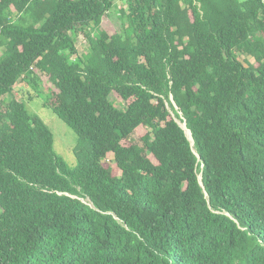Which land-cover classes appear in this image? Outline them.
Instances as JSON below:
<instances>
[{
  "label": "trees",
  "instance_id": "1",
  "mask_svg": "<svg viewBox=\"0 0 264 264\" xmlns=\"http://www.w3.org/2000/svg\"><path fill=\"white\" fill-rule=\"evenodd\" d=\"M112 6L0 0V264H264V0ZM40 74L74 168L15 93Z\"/></svg>",
  "mask_w": 264,
  "mask_h": 264
},
{
  "label": "rangeland",
  "instance_id": "2",
  "mask_svg": "<svg viewBox=\"0 0 264 264\" xmlns=\"http://www.w3.org/2000/svg\"><path fill=\"white\" fill-rule=\"evenodd\" d=\"M126 1L127 0H113V6L109 10L108 16L105 17L102 23L101 27L103 29L113 32L116 31V29L121 28L123 21L120 19V12L121 9L126 6ZM73 35L79 52H88L90 45L86 34L83 31H79L77 34L73 33ZM4 50L5 47L2 46L0 48V58L4 56ZM40 75L42 77V83L38 91L32 86H29L23 82H19L15 89V93L18 95V97L26 100L28 109L32 113H36L44 119L54 134L55 152L63 157L71 168H74L77 164V160L74 155L73 148L77 144L79 137L73 129H71L53 112V110L45 106L44 102L47 98V94L50 92L49 88L52 87L54 89V86L45 75ZM111 99L119 107H122L124 104V101L116 93H112ZM147 130V127H139L133 133L130 140L143 145L141 136H143Z\"/></svg>",
  "mask_w": 264,
  "mask_h": 264
},
{
  "label": "water",
  "instance_id": "3",
  "mask_svg": "<svg viewBox=\"0 0 264 264\" xmlns=\"http://www.w3.org/2000/svg\"><path fill=\"white\" fill-rule=\"evenodd\" d=\"M175 105H176V104H175ZM176 107H177V105H176ZM177 121H178V122L182 125V127L186 130V133H187L189 139L191 140L192 144H194V141H193V137H192L191 131H190V129L187 128L186 123H185V122H181L179 119H177ZM188 131L190 132V134L188 133ZM200 181H201V184H203V183H202V176H201V175H200Z\"/></svg>",
  "mask_w": 264,
  "mask_h": 264
},
{
  "label": "bare ground",
  "instance_id": "4",
  "mask_svg": "<svg viewBox=\"0 0 264 264\" xmlns=\"http://www.w3.org/2000/svg\"><path fill=\"white\" fill-rule=\"evenodd\" d=\"M188 133L190 134V132L188 131Z\"/></svg>",
  "mask_w": 264,
  "mask_h": 264
}]
</instances>
